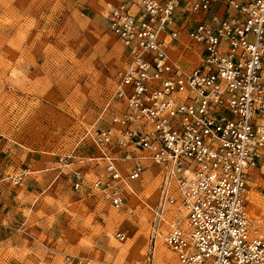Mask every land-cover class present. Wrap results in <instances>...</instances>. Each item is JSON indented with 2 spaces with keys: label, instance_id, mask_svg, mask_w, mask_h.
Segmentation results:
<instances>
[{
  "label": "built area",
  "instance_id": "1",
  "mask_svg": "<svg viewBox=\"0 0 264 264\" xmlns=\"http://www.w3.org/2000/svg\"><path fill=\"white\" fill-rule=\"evenodd\" d=\"M104 17L124 55L108 118L50 168L119 209L154 182L145 264L158 239L161 264H264L247 207L249 181L264 183V0H118Z\"/></svg>",
  "mask_w": 264,
  "mask_h": 264
},
{
  "label": "rangeland",
  "instance_id": "2",
  "mask_svg": "<svg viewBox=\"0 0 264 264\" xmlns=\"http://www.w3.org/2000/svg\"><path fill=\"white\" fill-rule=\"evenodd\" d=\"M117 1L0 0V192L18 186L21 199L23 189L37 186V175L44 182L40 196L30 194L42 201L34 202L24 230L18 229L21 221L12 227L16 242L0 241V264H60L62 252L84 257V264H145L151 256L154 182L141 193L143 201L119 209L72 189L63 174L48 180L54 169L39 172L55 165L58 155L82 152L84 129L108 118L97 119L124 55L104 13ZM247 207L264 232L259 179L249 181ZM118 230L125 232L123 240ZM154 255L155 264L170 255L159 239Z\"/></svg>",
  "mask_w": 264,
  "mask_h": 264
},
{
  "label": "crops",
  "instance_id": "3",
  "mask_svg": "<svg viewBox=\"0 0 264 264\" xmlns=\"http://www.w3.org/2000/svg\"><path fill=\"white\" fill-rule=\"evenodd\" d=\"M182 4H183V0H182ZM50 167L47 166V167H44L43 169L41 168L39 172L41 173V172H43V170L51 169ZM48 174H50L48 180L52 176H55L53 178L54 180L57 178L56 174H53L51 172ZM35 178H38L37 186H35L33 188H25V190L23 189V195L24 196L21 197V199L17 198L18 186H13L12 190L11 189H4L0 192V204L2 203L1 206L3 207L5 205V203L7 204V208H5V210H0V225H2V230L4 231L3 234L0 233V241L1 242H11V241L16 242L15 239L11 237V235H13L12 227H14L16 225V223H18L20 221H21V224L23 225V223H25L24 220L27 221V219H28L27 218L28 212L31 209H33V207H34V202L37 201L38 203H40L42 201V199L41 198L38 199V197L40 196V194L43 191V186H44L43 178L39 179L38 175ZM25 179L27 182V177L24 176L23 180H25ZM25 184L27 185L29 183H25ZM4 186H6V185H4ZM32 193H37L39 196L34 199V198L30 197V194H32ZM28 196H29V199H28ZM51 198H52V200L54 199V197H51ZM17 209L20 210V212H17ZM15 211H16V214H13ZM39 215L42 216L43 214L40 213ZM44 218L45 217H41L40 221H43ZM41 223H43V222H41ZM27 233H29V232H27ZM29 235L31 236L32 233H29ZM20 240H19V243H23L22 238ZM28 244L32 245L33 243L31 244V242H28Z\"/></svg>",
  "mask_w": 264,
  "mask_h": 264
},
{
  "label": "bare ground",
  "instance_id": "4",
  "mask_svg": "<svg viewBox=\"0 0 264 264\" xmlns=\"http://www.w3.org/2000/svg\"><path fill=\"white\" fill-rule=\"evenodd\" d=\"M155 256V255H154Z\"/></svg>",
  "mask_w": 264,
  "mask_h": 264
}]
</instances>
